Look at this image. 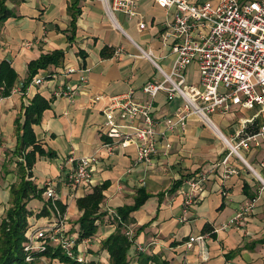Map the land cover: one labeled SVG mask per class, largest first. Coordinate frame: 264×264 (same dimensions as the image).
Here are the masks:
<instances>
[{"label": "crops", "instance_id": "0c3cea01", "mask_svg": "<svg viewBox=\"0 0 264 264\" xmlns=\"http://www.w3.org/2000/svg\"><path fill=\"white\" fill-rule=\"evenodd\" d=\"M70 1L4 0L14 15L0 22V59L10 62L17 78L11 92L0 96V218L9 205L10 184L18 180L16 160L21 157L15 146L20 129L14 119L21 112V103L39 91L51 102L33 129L42 147L55 153L37 156L31 178L39 186L49 181L54 187L58 200L65 204V226L70 232L77 229L81 214L76 198L93 184L106 182L97 230L88 241L78 244L87 261L108 264L109 254L100 248V240L115 229L110 212L132 203L137 188L143 187L150 196L131 212L134 220L130 228L133 231L142 223L144 226L129 248L126 264H138L139 251L164 258L167 264H264V190L260 191L251 173L240 170L221 179L218 167L208 175L199 199L182 210L186 179L222 153L220 141L195 115L188 116L181 135H170L171 149L164 152L162 147L151 162L138 160L133 145L113 153H107L102 145V108L110 96L132 87L136 98L143 101L148 96L141 92V84L160 77L155 66L139 55L137 45L158 53L165 66H170L173 54L162 44L160 34L172 18L173 8L140 0L137 8L145 20L140 28L138 18H128L122 11H115V21L110 20L100 0H79L75 36L69 41L64 29L70 19ZM54 48L64 50L62 62L40 68L37 74L44 79L29 84L23 92L20 83L27 74V62ZM102 48L108 55L101 56ZM66 66L80 68L65 73L62 68ZM195 69L192 64L190 72L196 73ZM82 74L84 82L80 80ZM67 86L71 87L70 95L55 92ZM179 102V98L166 99L161 91L153 98L154 111L161 116L168 114ZM83 154L95 156L90 185H67L64 173L70 158ZM180 177V184L172 187ZM258 192L254 209L242 225L222 226L239 205ZM39 200L42 205L46 198ZM43 220L40 216L35 221ZM205 222L213 226L214 236L201 231ZM200 233H205L202 239L186 245L190 236ZM152 262L150 259L148 264Z\"/></svg>", "mask_w": 264, "mask_h": 264}, {"label": "built area", "instance_id": "2783aa9c", "mask_svg": "<svg viewBox=\"0 0 264 264\" xmlns=\"http://www.w3.org/2000/svg\"><path fill=\"white\" fill-rule=\"evenodd\" d=\"M100 1L113 22L115 11H122L128 18H138L140 28L145 26L144 15L137 8L140 0ZM151 1L160 7L173 8L172 18L165 22L160 34L162 44L173 54L171 64L163 66L155 60L154 51L137 45L139 55L155 65L160 77L149 78L141 84V92L148 96L143 101L136 98L132 87L110 96L102 108V145L107 153L133 145L138 160L151 162L162 147L164 152L171 149L170 135H181L188 116L195 115L222 140L227 152L186 179L182 187V210L185 212L199 199L208 175L218 167L221 179L240 172L239 166L232 163L231 155L251 169L261 182V191L264 175L247 160L243 150L260 145L264 148V0ZM192 64L196 66L197 76L190 72ZM79 68L66 66L62 70L68 73ZM43 79L36 73L30 84H39ZM80 80L85 81L83 74ZM71 91L70 86L55 90L65 95H70ZM161 91L168 100L180 99L170 113L162 116L156 114L153 107V98ZM244 110L253 111L249 115L240 114L239 126L229 135L212 118L213 113L235 114ZM94 157L83 154L70 158L71 164L64 173L66 184L89 186ZM259 165L264 168V150ZM43 184L42 195L51 202L50 214L44 216L41 223L34 221L28 226L24 249L40 250L48 244H58L69 256L86 262L87 257L78 244L91 236L77 240V233L65 226L64 211L58 205L54 187L49 181ZM259 195L258 192L246 199L222 226L242 225ZM114 212H110L111 216ZM126 232L131 233L130 225ZM204 235H192L185 243L190 246L191 241L200 240ZM30 258L28 253L26 259Z\"/></svg>", "mask_w": 264, "mask_h": 264}, {"label": "trees", "instance_id": "16d2710c", "mask_svg": "<svg viewBox=\"0 0 264 264\" xmlns=\"http://www.w3.org/2000/svg\"><path fill=\"white\" fill-rule=\"evenodd\" d=\"M78 2L79 0H71L67 5L70 19L64 32L69 41L74 39L76 19L81 10ZM11 15H14L13 10L4 3V0H0V22ZM79 52L82 51L79 50ZM100 54L101 56L108 55L105 48L100 50ZM63 57L64 50L54 48L30 59L27 62V74L20 83L21 90L25 92L32 77L40 68L45 69L51 65H58L62 62ZM16 78L17 72L10 62L5 58L0 59V96H6L11 92ZM50 102L51 98H46L39 91H35L26 102L21 103V112L14 119L16 128L20 129L15 151L21 158L16 160L19 169L18 180L10 184L9 205L0 218V264H41L38 258L42 255L59 258L64 264H103L92 260L78 261L66 254L63 246L58 244H48L40 250L27 251L24 249L25 232L28 226L34 222L31 216L33 215L34 220H36L37 217L50 214L51 202L49 199L44 200L37 210L31 209L27 205L28 201L34 197L42 199V192L45 189L44 184L39 186L31 178L32 166L37 156L44 153L48 155L55 153L53 149L42 147L33 129V124L40 122L42 112L50 106ZM180 182L181 177L174 181L172 187L177 186ZM105 188V181L93 184L89 191L76 198V204L81 210V214L77 218L78 227L75 230L78 241L96 232L98 226L96 219L103 213L99 210V204L104 197L103 190ZM149 196L150 193L145 188L139 187L134 194L132 203L119 205L115 209L114 216L110 214L111 220L116 222L115 229L100 240V248L108 251V264H126L128 262L129 248L137 232L144 226L142 223L133 231L131 230L130 234L126 232L134 220L131 212L140 207ZM58 205L64 211L65 204L58 200ZM201 231H208L211 236H214L213 226L209 222L203 224ZM28 253H30L31 258L27 260L26 255ZM150 259L153 261L150 264H167V260L155 254L138 252V264H148Z\"/></svg>", "mask_w": 264, "mask_h": 264}, {"label": "rangeland", "instance_id": "374dc122", "mask_svg": "<svg viewBox=\"0 0 264 264\" xmlns=\"http://www.w3.org/2000/svg\"><path fill=\"white\" fill-rule=\"evenodd\" d=\"M143 47L148 49L145 45H143ZM154 56H155V60L157 62H159L163 66L165 65V63H164L165 61L159 56L158 53H154ZM148 61L150 62V64L153 67L155 66L150 60H148ZM155 69L157 72L158 70L156 67H155ZM197 75H198V72L195 74V76H197ZM252 111L253 110H244L241 113H235V114L227 113L224 115H219L217 113H213L212 118L214 119V121L216 122L218 127L225 134L229 135L230 133H233L235 131V129L239 126V120H240V116H241L240 114L249 115L252 113ZM260 118H262V116ZM260 120L263 121L262 119H260ZM202 125H204V124H202ZM204 126L207 127L206 125H204ZM214 135L220 141V144L222 146V153L227 152V149L225 148V145L222 142V140L215 133H214ZM263 150H264L263 145H260L259 147L251 148L250 150H243V154L245 155L247 160L250 163H252V165L255 166L256 169L260 170L261 173L264 175V168L260 167V165H259L261 156L263 154ZM219 156L220 155H217V158ZM217 158L215 157L214 160H216ZM230 159H231L232 163L239 166V168L241 170H245L246 172L251 173L255 177V175L253 174L251 169H249L242 161H240V159H237V157H235L234 155H231ZM255 178H256V182L260 186L261 185L260 180L257 177H255ZM262 190H264V189H262ZM27 204L31 209L36 210L40 207L41 201L39 200V198L34 197V198L30 199ZM3 213H4V211L2 212V215H3ZM32 220L35 221L34 219H32ZM38 260L41 264H64L62 261L59 260V258H56V257L51 258V257L46 256V255L39 257Z\"/></svg>", "mask_w": 264, "mask_h": 264}]
</instances>
